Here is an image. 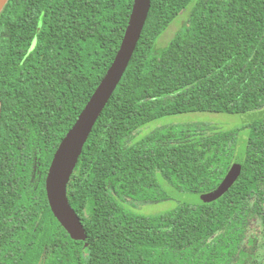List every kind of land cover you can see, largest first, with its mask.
I'll return each instance as SVG.
<instances>
[{
    "label": "trees",
    "instance_id": "obj_1",
    "mask_svg": "<svg viewBox=\"0 0 264 264\" xmlns=\"http://www.w3.org/2000/svg\"><path fill=\"white\" fill-rule=\"evenodd\" d=\"M133 5L8 0L2 9L0 264H256L246 257L258 244L251 227L264 232V0H152L69 182L88 245L51 209L54 154L114 61ZM188 112L257 117L230 130L163 126L133 142L143 125ZM240 148L242 168L228 180ZM173 192L211 196L155 214L125 204Z\"/></svg>",
    "mask_w": 264,
    "mask_h": 264
},
{
    "label": "water",
    "instance_id": "obj_2",
    "mask_svg": "<svg viewBox=\"0 0 264 264\" xmlns=\"http://www.w3.org/2000/svg\"><path fill=\"white\" fill-rule=\"evenodd\" d=\"M7 1L0 0V13ZM151 5L152 0H134L129 24L114 61L76 122L62 139L49 167L46 188L51 209L71 237L75 240L85 241L86 245H88V232L80 215L70 202L68 195L69 182L98 118L117 89L131 62L149 16ZM1 120L2 109L0 106V124ZM244 156L245 150L240 149L228 175V180L237 177L238 171L242 168ZM179 194L184 199L194 202L207 201L211 196L210 194L197 193L183 195L180 192Z\"/></svg>",
    "mask_w": 264,
    "mask_h": 264
},
{
    "label": "rangeland",
    "instance_id": "obj_3",
    "mask_svg": "<svg viewBox=\"0 0 264 264\" xmlns=\"http://www.w3.org/2000/svg\"><path fill=\"white\" fill-rule=\"evenodd\" d=\"M189 19V10L183 12L178 19L168 28V30L161 36L158 42V46L162 47L166 45L175 33L186 24ZM257 114L244 113V114H227V113H212V112H188L178 115H168L158 119H155L145 125H143L135 135L133 142L141 140V138L147 136L151 131L170 125H207L215 127L220 130H230L236 127L245 126L255 120ZM248 130L245 129L242 136H247ZM242 149V148H240ZM239 149V150H240ZM175 200H166L159 202H137L133 200L127 201L125 204L127 207L144 214H155L166 210L173 209L178 203V199L183 197L176 192H173ZM249 236L257 238V247L252 246V251L247 255V260L256 261V264H264V232L263 228L254 224L251 227ZM245 247L250 248L251 243L245 242ZM241 264V263H240Z\"/></svg>",
    "mask_w": 264,
    "mask_h": 264
},
{
    "label": "flooded vegetation",
    "instance_id": "obj_4",
    "mask_svg": "<svg viewBox=\"0 0 264 264\" xmlns=\"http://www.w3.org/2000/svg\"><path fill=\"white\" fill-rule=\"evenodd\" d=\"M48 175V174H47ZM46 180H47V178H46ZM46 190H47V188H46Z\"/></svg>",
    "mask_w": 264,
    "mask_h": 264
}]
</instances>
